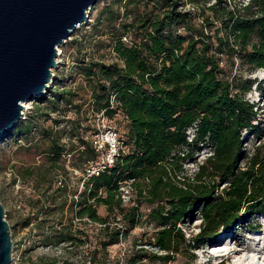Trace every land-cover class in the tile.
<instances>
[{"label": "trees", "instance_id": "obj_1", "mask_svg": "<svg viewBox=\"0 0 264 264\" xmlns=\"http://www.w3.org/2000/svg\"><path fill=\"white\" fill-rule=\"evenodd\" d=\"M69 45L75 57L68 82L53 78L38 98L43 105L4 137L15 134V142L28 146L46 140L52 170L64 152H76L82 162L80 188L71 189L66 174L47 182L35 218L43 245L81 250L90 242L91 224L98 225L96 238L82 264L192 261L221 230L264 213V109L245 99L253 82L234 72L264 69V0H111ZM77 78L83 86L70 85ZM87 111L93 120L103 112L113 124L121 117L127 151L83 179L87 162L97 156L89 141L94 125L75 121ZM71 112L76 118L65 120ZM243 133L258 140L249 155ZM203 150L207 155L197 161ZM188 162L195 164L192 173ZM126 183L132 194L124 203L120 188ZM195 214L198 231L186 236L183 227ZM145 223L151 235L142 233L110 258L108 247ZM37 264L57 263L41 258Z\"/></svg>", "mask_w": 264, "mask_h": 264}, {"label": "rangeland", "instance_id": "obj_2", "mask_svg": "<svg viewBox=\"0 0 264 264\" xmlns=\"http://www.w3.org/2000/svg\"><path fill=\"white\" fill-rule=\"evenodd\" d=\"M110 1L111 0H99L88 13L87 22L79 26L71 35L70 39L63 46L58 48V58L60 57L61 62L59 67L53 71L54 78L63 79L66 83L68 82L67 76L69 66L72 64V60L75 57V50L69 45L70 40L89 31L91 24L101 8ZM239 1L245 2L246 0ZM105 57L104 61L109 62V55H105ZM234 72L239 73L244 79L247 78L253 82L251 90L245 95V99L263 110L264 69L248 72L245 67H242L241 69L234 68ZM53 81L55 80H52L50 86L53 85ZM76 85L83 86L84 84L80 78H77ZM77 93L83 100L88 98V95L83 89L79 90ZM28 104V108L24 110L25 112L23 111L24 115L17 126L22 125L23 127L27 122L28 116L32 115L33 111L43 105L38 101V98L33 102H28ZM83 109L86 111L87 106L83 105ZM75 118L76 115L71 112L67 113L64 119L72 121ZM92 120V116L88 114V111L85 114H80L79 117L75 119V121L82 123V125H89L90 128H92L94 123V120ZM114 122L121 133L124 132V121L121 120V117H117ZM50 124L51 122L49 121L44 123L45 126H49ZM62 125L64 124L62 123ZM15 136L14 134L8 138L0 137V203L4 207L5 219L10 228L12 242L11 264H37L41 258L56 259L57 264H63L66 259L68 264H82V255L93 248V243L96 238V227H98V225H88L90 242L81 250L64 246L54 247L43 245L39 240L40 235L35 225V218L38 215L40 203H42L44 199L43 191L47 187V182L66 174L69 178L71 189L77 186L80 188L79 178L82 162L78 160L77 153L74 152L71 159L68 161L61 158L58 169L52 170L47 162L45 154L46 140L39 138L28 146L24 140H16L15 142ZM242 137L244 138L243 150L249 155L258 144V140L255 137L247 136L245 133H243ZM73 144L76 143L73 142ZM207 153V150L201 151L195 156L196 160L201 161ZM185 167L189 173L195 170V164L192 162H188ZM97 212L100 216L105 215V211L102 207H99ZM147 212L148 210L145 209V207L141 208L142 214H146ZM65 215L70 216L68 210H66ZM192 218L193 219L183 227L186 236H188L190 232L196 233L198 231L200 222L199 216L195 214ZM27 220L30 221V224L23 227L24 221ZM52 223L53 221L48 222L46 227L49 229L53 225ZM74 223L81 225L76 221H74ZM263 228L264 213L256 212L247 214L240 224L235 225L229 230H221L216 238L211 240L207 245L195 250V258L192 261L178 258L167 264H248V254L250 253L242 250L246 246L259 247L264 244ZM142 233L151 235L152 226L146 223L144 225H138L130 232L127 238L122 239L121 242L116 245L108 247L107 251L110 258L122 255V253L130 247L131 243L138 239ZM226 235H228V237L222 241ZM225 250L230 254L223 255L222 252ZM213 253L222 255H213ZM262 260H264V252L255 254L253 263L264 264Z\"/></svg>", "mask_w": 264, "mask_h": 264}, {"label": "water", "instance_id": "obj_3", "mask_svg": "<svg viewBox=\"0 0 264 264\" xmlns=\"http://www.w3.org/2000/svg\"><path fill=\"white\" fill-rule=\"evenodd\" d=\"M98 1L0 0V137L16 128L26 103L50 88L58 48L87 22ZM11 261L10 228L0 203V264Z\"/></svg>", "mask_w": 264, "mask_h": 264}, {"label": "built area", "instance_id": "obj_4", "mask_svg": "<svg viewBox=\"0 0 264 264\" xmlns=\"http://www.w3.org/2000/svg\"><path fill=\"white\" fill-rule=\"evenodd\" d=\"M124 42H127V39L122 38ZM61 62L60 57L56 59L57 68ZM54 78V73H53ZM70 85H76V80L74 83H70ZM50 87H53L50 86ZM113 102V100H112ZM111 102V107L113 103ZM54 114H52V117ZM94 131L89 135L90 144L97 154L96 159L87 162L84 169V177L86 179L90 176H97L100 172L105 169L110 168L117 159H119L123 154L126 153L127 149L124 144L123 134L116 128V125L109 121L104 115L103 112H100L95 115L94 118ZM188 137H192V131H188ZM72 152H64L62 158L66 161L71 159ZM82 175L80 174V177ZM121 190V198L124 203H127L132 194V188L129 183L122 186ZM76 199V196H74Z\"/></svg>", "mask_w": 264, "mask_h": 264}, {"label": "bare ground", "instance_id": "obj_5", "mask_svg": "<svg viewBox=\"0 0 264 264\" xmlns=\"http://www.w3.org/2000/svg\"><path fill=\"white\" fill-rule=\"evenodd\" d=\"M28 103H26L25 105H24V107H25V109H27L28 108ZM24 109V110H25ZM263 231H264V228H263ZM223 233H225V232H223ZM228 237V235H226L223 239H222V241L225 239V238H227ZM260 245V244H259ZM251 246V245H250ZM242 251H247V252H249L250 254H248L249 255V263L248 264H254L253 263V258H254V256H255V254H257V253H262V252H264V244L263 245H261V246H259V247H256V246H254V247H248V246H246L245 248H243V250ZM242 253V252H241ZM222 254L223 255H228V254H230L228 251H224V252H222ZM222 254H216V253H213V255H222ZM253 256V257H252ZM262 261H264V260H262Z\"/></svg>", "mask_w": 264, "mask_h": 264}]
</instances>
